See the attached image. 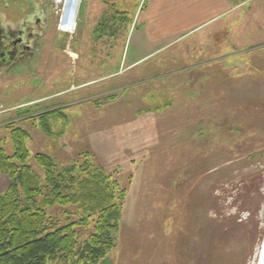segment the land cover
Wrapping results in <instances>:
<instances>
[{
	"label": "rangeland",
	"instance_id": "1",
	"mask_svg": "<svg viewBox=\"0 0 264 264\" xmlns=\"http://www.w3.org/2000/svg\"><path fill=\"white\" fill-rule=\"evenodd\" d=\"M150 1L84 0L72 37L56 31L48 0L0 1L10 24L36 6L50 16L31 57L0 68V146L11 153L18 129L38 175L34 155L46 153L59 168L99 169L124 189L115 247L101 264H255L264 0L130 65L153 45L136 20Z\"/></svg>",
	"mask_w": 264,
	"mask_h": 264
},
{
	"label": "trees",
	"instance_id": "2",
	"mask_svg": "<svg viewBox=\"0 0 264 264\" xmlns=\"http://www.w3.org/2000/svg\"><path fill=\"white\" fill-rule=\"evenodd\" d=\"M25 135L14 130L11 153L0 146V173L9 178L0 193V264H101L115 247L124 189L99 169L59 168L46 153L34 155L38 175L26 164Z\"/></svg>",
	"mask_w": 264,
	"mask_h": 264
},
{
	"label": "crops",
	"instance_id": "3",
	"mask_svg": "<svg viewBox=\"0 0 264 264\" xmlns=\"http://www.w3.org/2000/svg\"><path fill=\"white\" fill-rule=\"evenodd\" d=\"M249 1L252 0H151L136 15V20L141 18L142 25H147L149 32L153 33L149 38V42L153 44L151 51L136 57L129 64H136L158 51L160 48L155 49L154 46L165 45V40L171 43L205 27L213 30L221 28L237 8ZM8 185L9 178L0 173V193Z\"/></svg>",
	"mask_w": 264,
	"mask_h": 264
},
{
	"label": "flooded vegetation",
	"instance_id": "4",
	"mask_svg": "<svg viewBox=\"0 0 264 264\" xmlns=\"http://www.w3.org/2000/svg\"><path fill=\"white\" fill-rule=\"evenodd\" d=\"M37 8L32 7L22 21L14 24L7 23L0 13V68L12 67L35 52V45L50 20L45 8L40 11Z\"/></svg>",
	"mask_w": 264,
	"mask_h": 264
},
{
	"label": "built area",
	"instance_id": "5",
	"mask_svg": "<svg viewBox=\"0 0 264 264\" xmlns=\"http://www.w3.org/2000/svg\"><path fill=\"white\" fill-rule=\"evenodd\" d=\"M2 1V0H0ZM84 0H50L56 31L71 37L77 29L81 4Z\"/></svg>",
	"mask_w": 264,
	"mask_h": 264
},
{
	"label": "water",
	"instance_id": "6",
	"mask_svg": "<svg viewBox=\"0 0 264 264\" xmlns=\"http://www.w3.org/2000/svg\"><path fill=\"white\" fill-rule=\"evenodd\" d=\"M256 257L255 264H264V237Z\"/></svg>",
	"mask_w": 264,
	"mask_h": 264
},
{
	"label": "bare ground",
	"instance_id": "7",
	"mask_svg": "<svg viewBox=\"0 0 264 264\" xmlns=\"http://www.w3.org/2000/svg\"><path fill=\"white\" fill-rule=\"evenodd\" d=\"M70 54H71V52H70Z\"/></svg>",
	"mask_w": 264,
	"mask_h": 264
}]
</instances>
